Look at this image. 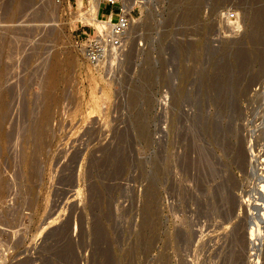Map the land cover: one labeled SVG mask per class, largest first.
<instances>
[{
    "label": "rangeland",
    "instance_id": "374dc122",
    "mask_svg": "<svg viewBox=\"0 0 264 264\" xmlns=\"http://www.w3.org/2000/svg\"><path fill=\"white\" fill-rule=\"evenodd\" d=\"M93 3L0 0V264H264V0H152L111 69Z\"/></svg>",
    "mask_w": 264,
    "mask_h": 264
},
{
    "label": "built area",
    "instance_id": "2783aa9c",
    "mask_svg": "<svg viewBox=\"0 0 264 264\" xmlns=\"http://www.w3.org/2000/svg\"><path fill=\"white\" fill-rule=\"evenodd\" d=\"M151 2L152 0H103V4L108 7V14L106 16L102 14L101 6L96 17L101 23V29L96 31L92 25V32L85 29L83 31L85 36L75 39L76 46L86 60L93 66L110 69L123 63L130 48L132 15H137V19L141 18L149 9ZM220 16L222 19L236 22L239 14L232 8H225L220 11ZM226 32L224 29L218 31L213 39L223 38ZM139 45L141 47L143 44Z\"/></svg>",
    "mask_w": 264,
    "mask_h": 264
},
{
    "label": "bare ground",
    "instance_id": "6f19581e",
    "mask_svg": "<svg viewBox=\"0 0 264 264\" xmlns=\"http://www.w3.org/2000/svg\"><path fill=\"white\" fill-rule=\"evenodd\" d=\"M103 1L102 0H94L93 5L91 6L92 10L90 12H82L77 14L81 20H83L84 22L88 23V24H92L95 26L96 31L101 29V23L96 19L98 12L100 11V8L102 6ZM131 28L134 25L135 22V17L132 15L131 18ZM59 59V58H58ZM56 60V59H55ZM60 64V63H59ZM61 65V64H60ZM57 67V66H56ZM54 73V72H53ZM56 74V73H55ZM54 78V75H52ZM56 78V77H55ZM54 78V79H55ZM53 79V80H54ZM56 81V80H55ZM51 83V82H50ZM3 119V118H2ZM3 121V120H2ZM2 125V124H1Z\"/></svg>",
    "mask_w": 264,
    "mask_h": 264
}]
</instances>
